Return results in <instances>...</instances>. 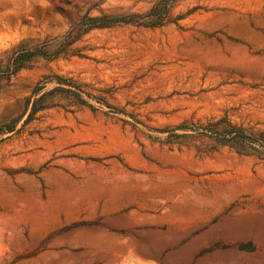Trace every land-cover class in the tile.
<instances>
[{"label": "rangeland", "instance_id": "rangeland-1", "mask_svg": "<svg viewBox=\"0 0 264 264\" xmlns=\"http://www.w3.org/2000/svg\"><path fill=\"white\" fill-rule=\"evenodd\" d=\"M56 76L83 92L30 117ZM226 120L264 136V0H0V264H264Z\"/></svg>", "mask_w": 264, "mask_h": 264}, {"label": "trees", "instance_id": "trees-1", "mask_svg": "<svg viewBox=\"0 0 264 264\" xmlns=\"http://www.w3.org/2000/svg\"><path fill=\"white\" fill-rule=\"evenodd\" d=\"M43 53L44 52L41 50L39 51L35 50L34 52H31L28 55L25 53L17 54L14 57L13 62H12L11 73H15L18 70H20L24 65L23 64L24 61L28 59L29 57H32L34 55H43ZM54 57H57V56H54ZM56 79H57L58 86H56L55 88H53L52 90L48 92L39 94L42 88L46 85L47 81L43 82L41 85L37 84L36 87L33 89L32 95L25 100L26 109L30 107V112H29L30 117L38 111L54 106L55 104L53 101L56 95L62 94L64 92H68V94L71 93L73 96H76V95L80 96L81 93L83 92V90L79 88L80 86L76 87L74 85H71L70 83L66 81V78H64L63 76H56ZM65 84L71 85L72 87H76L75 88L76 90L63 87V85ZM13 121L15 120H12V123ZM221 122L218 121L216 123H212V124L200 127V129L202 130L200 131V133L202 135H207L208 133L209 134L215 133L216 137L224 143L233 142V144L235 143L240 144L246 141L251 144H257L258 153L264 155V136L263 135H260L259 138L252 136V135H247L243 132L241 128L236 127L230 121L226 120L225 122H223L224 123L223 125H220ZM11 127L12 126H8L5 130L9 131L12 129Z\"/></svg>", "mask_w": 264, "mask_h": 264}]
</instances>
